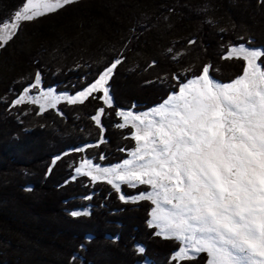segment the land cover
<instances>
[{
  "label": "trees",
  "instance_id": "16d2710c",
  "mask_svg": "<svg viewBox=\"0 0 264 264\" xmlns=\"http://www.w3.org/2000/svg\"><path fill=\"white\" fill-rule=\"evenodd\" d=\"M24 3L0 0V26ZM241 45L264 50V0H76L21 22L0 46V264H206L205 253L173 261L179 242L148 226L154 205L119 198L148 185L121 184L117 193L75 168L84 157L101 166L128 159L134 129L118 127V111L158 107L205 65L224 84L241 76L245 62L223 58ZM116 59L112 107L103 93L43 114L35 104L13 106L37 73L41 87L75 95ZM99 108L104 143L91 119Z\"/></svg>",
  "mask_w": 264,
  "mask_h": 264
},
{
  "label": "snow or ice",
  "instance_id": "6c2138e0",
  "mask_svg": "<svg viewBox=\"0 0 264 264\" xmlns=\"http://www.w3.org/2000/svg\"><path fill=\"white\" fill-rule=\"evenodd\" d=\"M74 2L26 0L12 21L0 26V46L12 39L21 22ZM262 57L264 50L230 47L223 58L245 62L243 74L231 83H215L211 66L205 65L200 75L179 85L177 94L150 112L118 111L123 119L118 127L135 129L131 159L110 168L84 159L75 168L76 176L106 182L117 193L121 184L150 186L149 192L130 199L121 193L119 198L125 203L147 200L154 205L148 226L158 229L155 235L179 242L173 261L194 260L205 253L206 264H264V65L258 63ZM121 62L116 59L75 95H57L52 89L29 95L32 88H40L37 73L35 83L24 89L13 106L35 104L43 114L61 101L84 104L89 97L96 98L95 93H103L104 105L112 107L108 83ZM104 114L105 109L99 108L91 117L100 128V143L105 142ZM59 159H53L52 165ZM88 214L70 213L73 217ZM137 251L143 253L144 248Z\"/></svg>",
  "mask_w": 264,
  "mask_h": 264
},
{
  "label": "rangeland",
  "instance_id": "374dc122",
  "mask_svg": "<svg viewBox=\"0 0 264 264\" xmlns=\"http://www.w3.org/2000/svg\"><path fill=\"white\" fill-rule=\"evenodd\" d=\"M21 9V8H20ZM19 9V10H20ZM14 18V17H13ZM12 18V19H13ZM12 21V20H11ZM11 21H7V22H11ZM6 22V23H7ZM245 46V45H244ZM245 47H247V48H250V49H253L252 47H248V46H245ZM257 49H259V48H257ZM259 62V61H258ZM211 77V76H210ZM212 78V77H211ZM192 79H194V78H192ZM213 79V78H212ZM191 80V79H190ZM213 81L215 82V83H219V84H224V83H222V82H220V81H218V80H214L213 79ZM229 83H231V82H229ZM31 88V87H30ZM41 90H43V91H48L49 89H47V88H43V87H41L40 86V88H32L31 89V92L29 93V95H31V96H36V95H39V93H40V91ZM52 90H54L55 91V93L57 94V95H72V94H70V93H61V91H58V90H56L55 88H52ZM61 102H65V101H61ZM60 102V103H61ZM155 108V107H154ZM154 108H152V109H154ZM152 109H148L147 111H145V112H150ZM120 111H123V112H132V111H128V110H120ZM133 114H135V115H139V114H141V113H144V112H135V111H133L132 112ZM130 126V125H129ZM134 132H135V129H134ZM135 150V148H133L132 149V151H134ZM132 151H129L128 152V155L132 152ZM84 159H87V158H83V159H81L80 161H79V163H77V165H76V167H78L79 166V164H80V162L82 161V160H84ZM128 159H131V156L129 155V157H128ZM90 160V159H89ZM91 162L94 164V165H98L97 163H95L92 159H91ZM123 163V162H122ZM122 163H118V164H122ZM100 167H104V168H110V167H113V166H115V165H103V166H101V165H99ZM150 187V186H149ZM149 191H151V188H150V190ZM149 191H147V192H149ZM144 193H146V192H144ZM136 196H138V195H136ZM136 196H134V197H136ZM130 198H132V197H130ZM129 198V199H130ZM152 211V210H151ZM150 221V220H149Z\"/></svg>",
  "mask_w": 264,
  "mask_h": 264
}]
</instances>
